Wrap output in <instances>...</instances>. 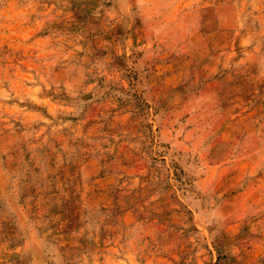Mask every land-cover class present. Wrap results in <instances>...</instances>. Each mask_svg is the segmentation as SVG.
I'll use <instances>...</instances> for the list:
<instances>
[{
	"label": "rangeland",
	"instance_id": "374dc122",
	"mask_svg": "<svg viewBox=\"0 0 264 264\" xmlns=\"http://www.w3.org/2000/svg\"><path fill=\"white\" fill-rule=\"evenodd\" d=\"M0 264H264V0H0Z\"/></svg>",
	"mask_w": 264,
	"mask_h": 264
}]
</instances>
